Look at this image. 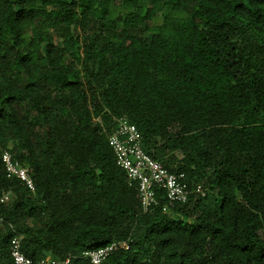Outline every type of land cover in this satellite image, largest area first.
Instances as JSON below:
<instances>
[{
    "label": "trees",
    "instance_id": "obj_1",
    "mask_svg": "<svg viewBox=\"0 0 264 264\" xmlns=\"http://www.w3.org/2000/svg\"><path fill=\"white\" fill-rule=\"evenodd\" d=\"M205 193L142 209L109 141ZM27 167L8 177L3 150ZM0 264H264V0H0ZM166 206V209H164Z\"/></svg>",
    "mask_w": 264,
    "mask_h": 264
},
{
    "label": "built area",
    "instance_id": "obj_2",
    "mask_svg": "<svg viewBox=\"0 0 264 264\" xmlns=\"http://www.w3.org/2000/svg\"><path fill=\"white\" fill-rule=\"evenodd\" d=\"M116 121V127L109 135V141L116 154L117 164L126 171L129 182L136 184L144 211L150 210L158 203V189L165 192L170 204L187 201L193 192L205 193L203 184L189 187L184 172L169 170L161 161L147 153L142 147V137L137 126L126 116H120ZM2 160L8 177L19 178L31 190L35 189V183L28 168L16 160L11 151L3 150ZM10 197V191L3 192L0 195V203L8 201ZM126 245V240L112 241L86 251L85 255L89 258L90 264H105L115 250ZM11 255L14 264H35V261L23 252L20 235H15L11 239ZM69 260V258L58 260L47 256L38 260L36 264H67Z\"/></svg>",
    "mask_w": 264,
    "mask_h": 264
}]
</instances>
